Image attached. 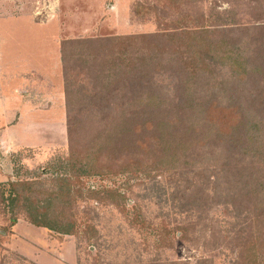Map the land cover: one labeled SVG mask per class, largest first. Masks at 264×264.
<instances>
[{
    "label": "rangeland",
    "instance_id": "1",
    "mask_svg": "<svg viewBox=\"0 0 264 264\" xmlns=\"http://www.w3.org/2000/svg\"><path fill=\"white\" fill-rule=\"evenodd\" d=\"M151 6L156 7L160 18L147 13ZM185 21L192 27L209 24L218 34L217 41L223 43L221 48L240 57L246 53V60L255 54L264 55V0H0V43H10L7 49L14 51L7 59L12 63L0 60V98L6 103L17 94L22 103L33 102L32 113L29 109L19 111L13 122L30 126L31 133L25 129L24 133L12 134L10 141L0 142V179H5L0 182L40 176L50 187L51 178L70 172L66 168L68 101L66 94L61 95L66 93L63 64L68 84L72 82L70 88L81 96L93 91L95 70L65 57L63 62L62 42L153 33ZM253 36L257 37L253 40ZM31 62L38 65L36 69L28 64ZM249 69L255 83L228 78L232 74L227 70L217 71L225 77L213 80L206 94L209 96L214 88L212 94L225 103L239 102L264 118V96L259 94L264 90V63H250ZM169 74L167 71L158 78L167 84ZM168 103L161 120L172 117L186 120L188 129L203 128L204 118L183 109L176 100ZM71 104L77 115L89 113L82 100L73 99ZM210 157L212 161L191 172L82 177L83 184L78 186L82 185L84 197L77 201L74 234L36 229L21 216L15 234L24 233L28 241L12 240L15 225H11L10 208L3 211L0 205V264H37L30 257H20L15 250L20 245L43 264H254L253 251L261 248L259 264L264 246H255L254 237L259 234L262 244L264 201H256L249 193L255 187L244 186L240 174L235 177L231 167H223L221 155ZM256 161L264 163L259 158L250 163ZM89 188L119 189L126 194L125 208L117 206L106 193L87 198ZM86 223L95 227V234L85 232ZM32 235L40 245L34 246Z\"/></svg>",
    "mask_w": 264,
    "mask_h": 264
},
{
    "label": "trees",
    "instance_id": "2",
    "mask_svg": "<svg viewBox=\"0 0 264 264\" xmlns=\"http://www.w3.org/2000/svg\"><path fill=\"white\" fill-rule=\"evenodd\" d=\"M149 12L155 13L157 19L161 16L155 6L149 7ZM217 35L209 24L192 27L185 21L153 33L62 42L63 62L65 57L67 61H77L80 67L95 70L91 78L94 89L83 96L72 90L63 64L69 134L66 168L70 172L51 178L50 187L44 185L40 176L0 182V205L3 211L10 208L11 225L22 216L35 226L74 234L77 201L84 197L82 185L78 186L83 184L82 177L197 171L205 161H212L211 154L221 155L223 167H231L235 177L240 174L244 186L255 187L249 193L256 201H264V163L261 162L264 161V118L239 102L225 103L212 94L216 92L214 88L209 96L206 94L213 80L221 81L225 77H220L217 71L227 70L232 74L228 78L255 83L249 66L254 62L264 63V55L255 54L246 60V53L240 57L221 48L223 43L217 41ZM167 71L169 83L165 84L158 77ZM259 94L264 96V90ZM73 99L88 105L89 113L83 117L77 115L71 104ZM171 100L178 101L183 109L201 120L204 118L203 128L188 129L186 120L176 121L172 117L161 120V112L169 109ZM109 107L111 112L107 110ZM201 154L209 158L205 160ZM257 158L261 163H250ZM87 192V198H94L93 195L100 198L101 193H106L117 206L125 208L126 194L119 189L89 188ZM86 225L85 232L95 230L92 224ZM254 238L255 246H264L259 234ZM250 245L251 242L247 244ZM262 251L261 248L253 251L254 264ZM263 258L259 264L264 262Z\"/></svg>",
    "mask_w": 264,
    "mask_h": 264
},
{
    "label": "crops",
    "instance_id": "3",
    "mask_svg": "<svg viewBox=\"0 0 264 264\" xmlns=\"http://www.w3.org/2000/svg\"><path fill=\"white\" fill-rule=\"evenodd\" d=\"M9 44L10 43H0V60L1 61H5L8 64L9 63H12V62L11 61H7V59H9V56L12 57L13 56V53H14V51L7 49V46H9ZM4 46H6V47H4ZM43 56H45V55H43ZM43 56H41V57H43ZM13 58H15V57H13ZM31 58L32 57H30V59ZM18 59H20V57ZM13 63L17 64V63H21V62L18 61V60H14ZM28 64H31L32 68L36 69V65L37 64H33L32 62L31 63H28ZM14 95H15V93H14ZM16 95H15L14 99L7 100V102H6L7 104L3 102L4 100L2 101V98H0V103H1L0 104V142L1 143H4L5 140H9L10 141V136L12 134H14V133H16V134L17 133H19V134L20 133H24L25 132V129H26V131L28 133H31L30 132L31 131V127L30 126H26L25 124H21L20 121L17 122V123H13V122H14L15 117H16V115H17V113L19 111L20 112H23V111L29 109V113H32V110L31 109L33 107V102L32 101H29V100H25L24 103H22L20 97L18 95L17 96ZM61 95L64 96L65 93L62 92ZM3 104L4 105H8L9 109H8V107L3 106ZM45 110H48V109H45ZM7 123H8V125H7ZM9 123H11V127L12 128L10 127ZM21 127H25V128H22L21 129ZM22 130H24V132H22ZM25 145H28V144L20 143V146H25ZM4 180L5 179H3V178L0 179V181H4ZM20 221H18V223L15 224V227L14 226L12 227V231L14 233L13 236H12V240H18V239L20 240L21 239V240L28 241L27 236L24 233L22 235L20 234L18 236L15 234V232L18 231V226L20 225L19 224ZM26 223H28V222L26 221ZM28 224L31 225L32 227L36 228V229H44L45 231H50V230H47V228L45 229L44 227H38V226H35V225L31 224V223H28ZM15 237H17L18 239L15 238ZM31 237H32V239L29 238V240L31 239L30 241H32L34 243V246L40 245V242L38 241V239H35V237L33 235ZM15 250H17L16 252L19 255H21V256H23L25 258H28V260L31 258L36 263L38 262V263L43 264L40 260H36L35 258H32V255L29 256V254L25 252L27 250V248L26 249L25 248L23 249L22 245H20L19 247H16Z\"/></svg>",
    "mask_w": 264,
    "mask_h": 264
}]
</instances>
